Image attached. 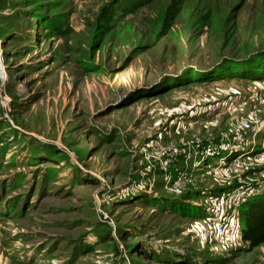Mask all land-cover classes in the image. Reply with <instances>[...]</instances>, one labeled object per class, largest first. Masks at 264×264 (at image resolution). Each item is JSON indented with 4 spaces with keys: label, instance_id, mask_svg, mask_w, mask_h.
<instances>
[{
    "label": "rangeland",
    "instance_id": "374dc122",
    "mask_svg": "<svg viewBox=\"0 0 264 264\" xmlns=\"http://www.w3.org/2000/svg\"><path fill=\"white\" fill-rule=\"evenodd\" d=\"M125 5L0 0V264H264V0Z\"/></svg>",
    "mask_w": 264,
    "mask_h": 264
},
{
    "label": "trees",
    "instance_id": "16d2710c",
    "mask_svg": "<svg viewBox=\"0 0 264 264\" xmlns=\"http://www.w3.org/2000/svg\"><path fill=\"white\" fill-rule=\"evenodd\" d=\"M126 5L133 7V10H137L141 7H149L159 9L156 17L153 19L154 28L159 29L161 35H166L171 26V21L174 17L172 14H178L183 10L184 0H122ZM245 2L249 0H243ZM207 11L201 16L202 24L210 29L221 30L222 32L229 33L226 29L228 24L229 15L224 18L218 14V9L215 7H207ZM112 14L113 11H110ZM0 35L5 37V34L0 31ZM246 49V48H245ZM249 51V49H246ZM264 55V47H260L252 52H248L243 58H225L221 63L213 68L217 70L224 64L228 65H241L245 62H249L254 58ZM255 70H264V62L261 66H258ZM253 79H259L257 74L245 75ZM240 217L242 220V226L244 231V238L248 241L252 248L264 243V199L259 203H252L245 205L240 210Z\"/></svg>",
    "mask_w": 264,
    "mask_h": 264
},
{
    "label": "built area",
    "instance_id": "2783aa9c",
    "mask_svg": "<svg viewBox=\"0 0 264 264\" xmlns=\"http://www.w3.org/2000/svg\"><path fill=\"white\" fill-rule=\"evenodd\" d=\"M261 96L264 97V92L261 93ZM243 124V123H242ZM245 125H248V123H245Z\"/></svg>",
    "mask_w": 264,
    "mask_h": 264
}]
</instances>
